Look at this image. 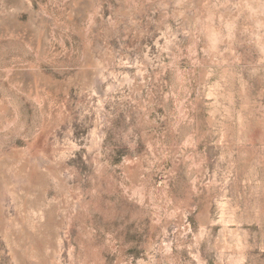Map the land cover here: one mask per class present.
Segmentation results:
<instances>
[{"label":"rangeland","instance_id":"1","mask_svg":"<svg viewBox=\"0 0 264 264\" xmlns=\"http://www.w3.org/2000/svg\"><path fill=\"white\" fill-rule=\"evenodd\" d=\"M0 264H264V0H0Z\"/></svg>","mask_w":264,"mask_h":264}]
</instances>
